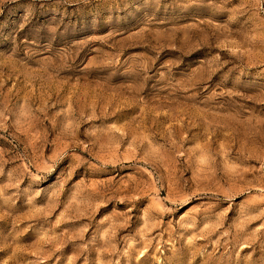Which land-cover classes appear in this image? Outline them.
<instances>
[{
    "label": "rangeland",
    "instance_id": "obj_1",
    "mask_svg": "<svg viewBox=\"0 0 264 264\" xmlns=\"http://www.w3.org/2000/svg\"><path fill=\"white\" fill-rule=\"evenodd\" d=\"M0 264H264V0H0Z\"/></svg>",
    "mask_w": 264,
    "mask_h": 264
}]
</instances>
